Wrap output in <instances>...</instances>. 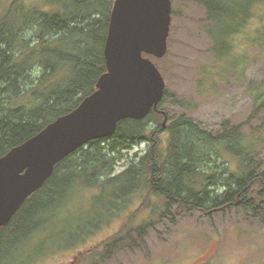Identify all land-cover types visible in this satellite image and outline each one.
<instances>
[{
  "label": "rangeland",
  "instance_id": "1",
  "mask_svg": "<svg viewBox=\"0 0 264 264\" xmlns=\"http://www.w3.org/2000/svg\"><path fill=\"white\" fill-rule=\"evenodd\" d=\"M13 1L0 0V15ZM23 1L49 7L57 0ZM232 1L230 7L238 11L241 0ZM252 14L232 34L238 19L209 22L203 6L185 0L173 2L168 51L162 58H153L167 91L161 107L167 123L162 125L163 117L160 128L165 130L158 133L162 149L167 143V127L185 116L213 135L237 127V136L252 152L258 172L264 170V0L254 5ZM147 146L140 143L131 154L144 155ZM218 151L209 155V164L217 163L225 173L211 186L213 194L225 187L228 172L238 168L233 155L221 148ZM128 164L129 158L121 161L114 174ZM79 187L77 192L56 196L51 210L36 224L22 226L0 264H72V260L77 264H264V191L260 193L259 186L251 194L261 206L258 217L236 208L209 211L174 203L166 207L162 197L146 190L124 199L111 214L109 208L118 206L114 195L130 191L129 185L121 181ZM151 206L160 207L162 216L151 218ZM126 225L131 228L128 240L106 252L104 243L121 235L128 229ZM30 227L35 230L30 232ZM134 227H142L139 234ZM90 250L93 253L88 254Z\"/></svg>",
  "mask_w": 264,
  "mask_h": 264
},
{
  "label": "trees",
  "instance_id": "2",
  "mask_svg": "<svg viewBox=\"0 0 264 264\" xmlns=\"http://www.w3.org/2000/svg\"><path fill=\"white\" fill-rule=\"evenodd\" d=\"M185 1L203 6L209 22L238 19L237 28L230 30L233 34L249 22L260 0H241L238 11L230 7L232 0ZM114 2L57 0L42 7L14 0L0 15V156L75 109L95 91L99 77L107 70L104 48ZM166 97L165 89L159 110ZM163 117V113L152 109L143 119H124L111 136L91 140L60 161L45 184L0 228V258L22 226L36 224L51 210L56 196L77 192L81 184L104 187L124 181L129 185L130 191L114 195L118 206H110L111 214L120 209L124 199L146 190L162 197L166 207L174 203L209 211L236 208L258 217L260 203L251 194L256 186L262 188L260 193L264 191V170L258 172L252 152L237 136L238 128L213 135L181 116L167 127V143L162 149L158 133L165 130L160 128ZM143 142L148 144L146 153L131 154ZM220 148L236 158L238 168L228 172L225 187L213 194L211 186L225 172L217 163L209 164V155ZM127 158L128 166L114 174ZM159 208L150 207L151 218L161 215ZM126 228L104 243L106 252L128 240L131 228ZM141 229L134 227V232L139 234ZM34 230L30 227V232Z\"/></svg>",
  "mask_w": 264,
  "mask_h": 264
},
{
  "label": "water",
  "instance_id": "3",
  "mask_svg": "<svg viewBox=\"0 0 264 264\" xmlns=\"http://www.w3.org/2000/svg\"><path fill=\"white\" fill-rule=\"evenodd\" d=\"M172 0H115L104 54L107 70L72 111L0 156V228L51 177L55 166L94 139L111 136L124 119L159 110L166 82L150 58L168 51Z\"/></svg>",
  "mask_w": 264,
  "mask_h": 264
},
{
  "label": "flooded vegetation",
  "instance_id": "4",
  "mask_svg": "<svg viewBox=\"0 0 264 264\" xmlns=\"http://www.w3.org/2000/svg\"><path fill=\"white\" fill-rule=\"evenodd\" d=\"M72 264H77V263H76V260H72Z\"/></svg>",
  "mask_w": 264,
  "mask_h": 264
}]
</instances>
